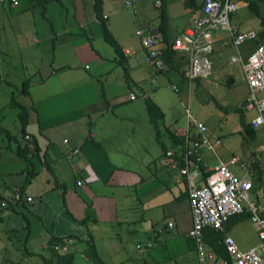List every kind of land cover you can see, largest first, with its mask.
I'll return each mask as SVG.
<instances>
[{"label":"crops","instance_id":"obj_1","mask_svg":"<svg viewBox=\"0 0 264 264\" xmlns=\"http://www.w3.org/2000/svg\"><path fill=\"white\" fill-rule=\"evenodd\" d=\"M115 2L104 0L102 9L107 28L122 49V63L116 61L114 47L103 38L94 0L47 2L43 16L50 22V30L45 45H39L37 37L34 43L38 45L0 49L4 54L17 52L15 65L21 69L18 73L15 66L3 81L7 86L26 84L17 94L0 92V254L7 264L16 260L29 264H38L36 260L39 264H199L190 234L193 219L188 182L172 165L174 160H181L186 133L195 132L188 121L190 108L185 105L186 124L178 126L167 118L163 97L155 88L145 89L143 83L156 82L158 74L168 78V72L175 71L191 89L192 82L200 78L187 77V55L174 50V39L169 37L173 57L166 62L164 49L169 45L159 25L146 32L158 36L164 67L155 68L145 57L141 60L138 50L144 56V46L139 48L128 38L121 40L112 28V18L118 14ZM117 2L123 4V0ZM8 4L15 7L20 2ZM224 35L216 34V42L222 45H214L212 54L232 46L222 39ZM236 52L230 61L241 63L232 60L234 56L245 59L239 48ZM211 61L213 66L212 57ZM134 87L141 90L144 103L138 100ZM171 88L177 91L175 84ZM247 94L236 108L254 111L247 121L241 119V131L250 129L248 134L254 138L259 127H253L251 119L257 110L242 106ZM146 99L163 113L159 130L150 120ZM21 107L27 112L24 129L19 117ZM206 129L213 144L218 143L214 150H203L198 183H204L220 161L236 166L239 173L230 169L242 176L239 165L230 163L236 157L250 165L254 186L251 196L263 203L264 163L260 153L264 143L259 153H251L247 160L234 154L226 159L220 136ZM74 149L78 152L73 153ZM169 150L173 151L171 157L166 155ZM20 191L34 196L33 203L7 207L10 201L13 203L14 193ZM246 212L229 218L224 232L213 227L204 229V248L212 254L207 264L230 260L228 253H218L207 239L215 231L224 246V236L237 233L239 218L251 217V212ZM66 237L73 238L69 251L56 250L54 241ZM259 243L243 244L242 248L236 242L243 251Z\"/></svg>","mask_w":264,"mask_h":264},{"label":"rangeland","instance_id":"obj_2","mask_svg":"<svg viewBox=\"0 0 264 264\" xmlns=\"http://www.w3.org/2000/svg\"><path fill=\"white\" fill-rule=\"evenodd\" d=\"M202 1H159L168 15L167 34L169 39L173 40L186 26L191 24V21L200 12ZM243 1V6L230 15V23L234 26L235 32L248 30L257 32L256 38L246 39L238 47L241 56L246 59L257 45L264 40V36L261 34L264 31V0ZM251 1L253 2L252 6L250 5ZM19 2L20 4L15 7H11L8 4L9 2L0 3V49L15 48L14 45H38L34 43L37 37L40 38L39 45H45L46 33L50 30V22L43 16L42 4L37 0H19ZM134 3L136 11L133 7L126 6L125 3L119 4L116 0L114 6L118 14L112 18L114 23L112 21L111 23L114 32L119 34L121 40L122 38L131 39L140 48L141 42L136 31L140 28L148 31L149 28L157 27L161 21L162 8L160 4L156 3V0H135ZM16 13L21 14L17 15ZM219 32L215 31L214 35ZM48 43L51 44V41ZM215 45L222 44L216 42ZM138 53L139 58L143 60L145 57L144 51V56L140 53V50H138ZM236 53L235 47L229 45L222 48L220 52H214L213 56H210L214 60L212 74L193 81L191 89L188 88L187 81L175 71H169L168 78L163 74H158L156 82L149 83L146 81L143 85L145 89L155 88L158 94L163 97L166 102L163 108L167 118L173 123L177 122L180 127L186 124L185 105H188L192 116L196 120L201 121L211 132L220 136L224 147L221 151L224 158L228 159L234 154L247 160L250 158L251 153H259V147L264 143V129L262 127L256 128L254 138H250L246 131H241L243 129L241 119L247 121L254 114V111L243 112L236 108L237 103L248 92L241 63L230 61L231 56L236 55ZM16 55L18 53L13 50L12 53L10 51V54L0 52L1 93L7 94L9 91H13L14 94H17L26 87V84L21 83L7 86V83L3 81V79H6L5 74L7 72L15 70ZM17 72H21L20 67H17ZM172 84L177 86V91L171 88ZM133 89L135 90L134 93L139 94L138 100L144 103L145 99L142 97L141 90L135 87ZM161 140L169 145L166 138ZM137 150L135 149V153ZM159 151H161V148H159ZM230 167L234 172H240L235 169L236 166ZM251 198L255 200V197L251 196ZM248 215L239 218L240 225L237 233L235 231L230 232L236 242H240L242 248L243 244L246 246L260 242L257 230ZM0 243L2 242L0 241ZM36 261L39 264V260ZM7 263L8 260L0 254V264ZM15 264H29V262L27 260H16Z\"/></svg>","mask_w":264,"mask_h":264},{"label":"built area","instance_id":"obj_3","mask_svg":"<svg viewBox=\"0 0 264 264\" xmlns=\"http://www.w3.org/2000/svg\"><path fill=\"white\" fill-rule=\"evenodd\" d=\"M9 0H0V3ZM18 0H10L16 4ZM135 0H123L126 6H134ZM159 4V0H156ZM243 6V0H203L200 12L172 41L174 50L187 55L186 75L190 80L206 77L212 73L211 54L215 42L218 40L215 31L225 33L222 39L238 49L239 45L246 39L257 37L255 30L235 32L230 23V15ZM141 44L147 50L145 61L157 69H162L165 61L161 56L157 45L159 38L155 33H146L142 28L137 30ZM233 61H241L245 74L249 94L242 105L245 109L255 108L256 115L251 119L253 127L264 129V40L260 42L255 50L246 59L239 56L232 57ZM260 94V96H258ZM134 98V94L131 93ZM188 112V111H187ZM188 121L195 132H187L183 148L181 149V160H174L173 167L184 176L188 182V196L191 206L193 228L190 232L195 243L199 264H207L206 260L212 258V254L204 248L203 231L207 227H213L224 232L225 223L234 215L251 212V220L254 223L260 243L257 247L243 251L234 238L230 235L224 236V246L229 254L230 260H224L223 264H264V202L258 203L251 199L253 182L250 179V165L232 157L231 164H238L243 171L242 176H237L229 167V163L220 161L205 177L204 183H198L197 175L200 173V164L204 149L214 150L213 142L207 134L206 126L197 121L188 112ZM190 131V129H189ZM26 138H29L27 135ZM74 149L73 153H77ZM172 150L166 152L171 157ZM71 159V155L68 156ZM260 160L264 163V145ZM264 188V186H263ZM257 193V192H256ZM257 195H260L257 193ZM264 201V189L260 195ZM13 201L33 203L32 196L16 192ZM1 210V206H0ZM172 226V222L168 223ZM73 243V238L66 237L63 243L55 244L54 248L62 252H68Z\"/></svg>","mask_w":264,"mask_h":264},{"label":"trees","instance_id":"obj_4","mask_svg":"<svg viewBox=\"0 0 264 264\" xmlns=\"http://www.w3.org/2000/svg\"><path fill=\"white\" fill-rule=\"evenodd\" d=\"M19 1V0H18ZM40 4H42L43 6V12H45V4L51 0H37ZM103 1L104 0H94V8H95V11H96V14H97V17L101 23V27H102V32H103V38L110 44L114 47L115 51H116V61L118 63H122V56H123V52H122V49L121 47L119 46L117 40L115 39V37L113 36V34L109 31V29L107 28V25H106V18L104 17L103 15ZM164 2V0H161V2ZM247 1H250V0H247ZM9 3L10 0L8 1ZM162 4V3H161ZM160 4V7L162 8L161 10V14H160V24H159V31L163 34V40L167 43L166 45H169L167 46L165 49H164V59L166 60V62L170 63L171 62V59L173 57V51L170 47V43H168V35L166 33V26H167V13H166V10L164 8V6L162 7V5ZM253 2L251 1L250 2V5L252 6ZM261 34L264 36V31L261 32ZM25 84V83H24ZM146 105H147V110H148V113H149V116H150V120L153 124V126L159 130V126H160V123H161V120L163 118V113L162 111L159 109V107L154 103L152 102L150 99H146ZM19 106V105H17ZM22 110L20 111L19 113V117L21 119V122H22V126H23V129L25 128L26 124H27V112L25 110V108L21 107ZM250 129L246 128V132L248 133ZM159 132V131H158ZM263 163V162H262ZM20 193H22V191H20ZM13 201V199H12ZM21 203H25V202H15L13 201V203L10 201V203L7 205V207L9 208H13V205H16V204H21ZM1 206V205H0ZM1 210H2V207H1ZM204 235V234H203ZM211 237H208L207 241H209V243L211 245H213V247L215 248V250L218 252V253H221L222 255L226 256V249L225 247L222 245V243L220 242L221 240V235L219 233H216L215 231L212 232V234L210 235ZM204 238V236H203ZM59 242V243H58ZM54 243H58V244H62L63 243V239H59L57 241H54Z\"/></svg>","mask_w":264,"mask_h":264}]
</instances>
